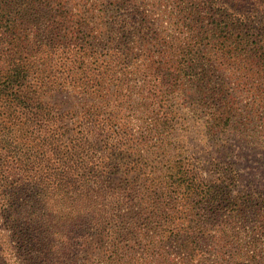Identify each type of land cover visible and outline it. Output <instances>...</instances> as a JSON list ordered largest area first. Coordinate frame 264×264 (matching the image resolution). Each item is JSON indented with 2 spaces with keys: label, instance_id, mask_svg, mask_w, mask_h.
Here are the masks:
<instances>
[{
  "label": "trees",
  "instance_id": "1",
  "mask_svg": "<svg viewBox=\"0 0 264 264\" xmlns=\"http://www.w3.org/2000/svg\"><path fill=\"white\" fill-rule=\"evenodd\" d=\"M87 12L0 0V264H264V190L185 155L162 105L197 95L226 129L235 74L264 103V0Z\"/></svg>",
  "mask_w": 264,
  "mask_h": 264
},
{
  "label": "rangeland",
  "instance_id": "2",
  "mask_svg": "<svg viewBox=\"0 0 264 264\" xmlns=\"http://www.w3.org/2000/svg\"><path fill=\"white\" fill-rule=\"evenodd\" d=\"M62 1L74 14L85 15L88 11V0ZM235 76L230 75L227 81L236 102L237 114L233 124L226 129L216 132L209 129L212 124L209 106L197 95L188 93L177 100L165 101L162 105L166 111L175 110L178 123L174 133L185 155L199 158L202 163L234 162L241 170L242 187L250 184L264 190V103L260 98L258 102H253L251 97L255 92ZM119 100L122 110L120 115L127 120L137 119L133 111V104L136 105L137 100L128 101L125 96ZM56 102L68 108L74 100L61 94L57 96ZM241 122L248 128L242 126ZM7 242L8 233L0 225V245L8 249Z\"/></svg>",
  "mask_w": 264,
  "mask_h": 264
}]
</instances>
